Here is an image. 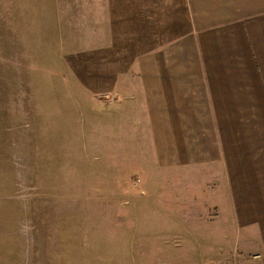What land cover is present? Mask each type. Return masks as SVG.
<instances>
[{
    "label": "crops",
    "instance_id": "1",
    "mask_svg": "<svg viewBox=\"0 0 264 264\" xmlns=\"http://www.w3.org/2000/svg\"><path fill=\"white\" fill-rule=\"evenodd\" d=\"M12 8L17 43L52 58L55 71L62 56L72 81L98 100L111 159L178 181L192 175L187 199L160 203L185 217H156L152 248L166 258L229 248L264 264V0H14ZM187 224L191 234H182Z\"/></svg>",
    "mask_w": 264,
    "mask_h": 264
},
{
    "label": "rangeland",
    "instance_id": "2",
    "mask_svg": "<svg viewBox=\"0 0 264 264\" xmlns=\"http://www.w3.org/2000/svg\"><path fill=\"white\" fill-rule=\"evenodd\" d=\"M13 1L0 0V264H252L229 248L189 254L188 238L177 257L152 248L150 237L161 232L156 217L179 216L160 203L187 199L192 175L178 181L111 159L98 100L72 81L62 56L55 71L52 58L17 43Z\"/></svg>",
    "mask_w": 264,
    "mask_h": 264
}]
</instances>
